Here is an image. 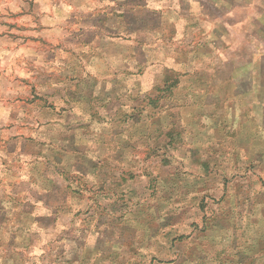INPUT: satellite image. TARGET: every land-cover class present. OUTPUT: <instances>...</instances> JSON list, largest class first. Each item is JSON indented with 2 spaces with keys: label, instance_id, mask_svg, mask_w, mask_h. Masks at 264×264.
I'll return each instance as SVG.
<instances>
[{
  "label": "rangeland",
  "instance_id": "1",
  "mask_svg": "<svg viewBox=\"0 0 264 264\" xmlns=\"http://www.w3.org/2000/svg\"><path fill=\"white\" fill-rule=\"evenodd\" d=\"M257 19L0 0V264H264Z\"/></svg>",
  "mask_w": 264,
  "mask_h": 264
},
{
  "label": "crops",
  "instance_id": "2",
  "mask_svg": "<svg viewBox=\"0 0 264 264\" xmlns=\"http://www.w3.org/2000/svg\"><path fill=\"white\" fill-rule=\"evenodd\" d=\"M217 21L219 22V20H217ZM256 25H257L258 31H261V33H264V31H262L261 28H260V25H264V22L257 19ZM230 28L231 27H227V30L230 31L231 30Z\"/></svg>",
  "mask_w": 264,
  "mask_h": 264
}]
</instances>
